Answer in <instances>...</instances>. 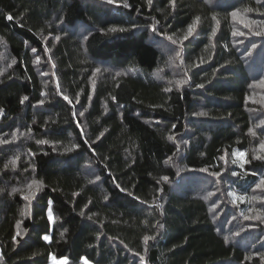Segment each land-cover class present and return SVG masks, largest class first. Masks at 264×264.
<instances>
[{"label":"trees","instance_id":"1","mask_svg":"<svg viewBox=\"0 0 264 264\" xmlns=\"http://www.w3.org/2000/svg\"><path fill=\"white\" fill-rule=\"evenodd\" d=\"M262 181L264 0H0V264H264Z\"/></svg>","mask_w":264,"mask_h":264},{"label":"rangeland","instance_id":"2","mask_svg":"<svg viewBox=\"0 0 264 264\" xmlns=\"http://www.w3.org/2000/svg\"><path fill=\"white\" fill-rule=\"evenodd\" d=\"M80 30H82V28H79V31ZM172 77L174 78V83H176V84H178L177 82H182L184 79L183 75L179 71H176V70L173 71ZM171 83H173V81ZM180 84L181 83H179L178 85H180ZM178 160L181 163L180 155H178ZM207 186H209L208 182L200 183L199 189L203 190V188L204 187L207 188ZM51 264H67V258L66 257H64V258H53L51 261ZM85 264H94V263H92L91 261L85 260Z\"/></svg>","mask_w":264,"mask_h":264},{"label":"snow or ice","instance_id":"3","mask_svg":"<svg viewBox=\"0 0 264 264\" xmlns=\"http://www.w3.org/2000/svg\"><path fill=\"white\" fill-rule=\"evenodd\" d=\"M170 2L171 3H173L174 4V0H170ZM149 3H151V0H149ZM236 15V13H233V16H235ZM9 19H11V17H9ZM199 18H197V20H198ZM192 31V27L190 26V28H189V32H191ZM35 51V50H34ZM179 56V53H177V57ZM178 84L179 83H182V82H177ZM24 99H27V97H25ZM64 99L65 100H67L68 99V97H64ZM81 115H83V113H81ZM41 142H43V141H41ZM241 156L243 155L242 153L240 154ZM262 183H264V181H262ZM15 191V190H14ZM26 199H27V197H25ZM49 218L51 219V212H49ZM44 239L45 240H47L48 239V237L47 236H45L44 237ZM147 239V238H146Z\"/></svg>","mask_w":264,"mask_h":264}]
</instances>
